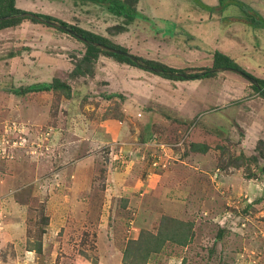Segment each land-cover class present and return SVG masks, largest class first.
<instances>
[{
  "label": "rangeland",
  "instance_id": "rangeland-1",
  "mask_svg": "<svg viewBox=\"0 0 264 264\" xmlns=\"http://www.w3.org/2000/svg\"><path fill=\"white\" fill-rule=\"evenodd\" d=\"M234 1L248 9L137 0L130 22L98 4H18L145 61L199 74L219 52L264 80V0ZM84 50L43 23L0 30V264H124L128 241L156 235L165 216L192 237L145 264H264V98L232 71L172 81L104 56L73 79ZM56 78L69 99L16 93Z\"/></svg>",
  "mask_w": 264,
  "mask_h": 264
},
{
  "label": "trees",
  "instance_id": "trees-1",
  "mask_svg": "<svg viewBox=\"0 0 264 264\" xmlns=\"http://www.w3.org/2000/svg\"><path fill=\"white\" fill-rule=\"evenodd\" d=\"M71 1L74 3H81V4L102 5L106 8V10L109 13H111L112 15L118 16V17H123L126 20V22L132 21L135 18V14L137 13L135 8L133 7V4H136L137 0H71ZM218 1H219L218 3L219 9L221 7V4H223L224 1L233 2L235 3V5L237 4L242 10L248 9L244 4L238 1H234V0H218ZM203 6H206V5H203ZM209 9H212L214 11L216 8H209ZM20 12H23V10L16 8V0H0V18L3 16H8V15H12V14L20 13ZM36 15L42 16L44 19L48 21H52V22L59 23L61 25L68 26L70 29L78 33L83 38L91 42L98 43L103 47H108L111 49H116V50L127 52L124 48L113 44L107 38H104L92 32L83 30L77 26L69 25L49 15H42V14H36ZM24 20H29L32 23L40 24V22L34 19H31V18H19V19H13V20L0 22V30L16 26ZM254 24L257 26L263 25L264 27V21H262L261 23H254ZM45 25L49 27V25L47 24ZM115 27H116L115 29L118 30L117 33L125 31V28L123 26L122 27L115 26ZM56 29L62 33H66L58 28ZM175 35H182L183 37H186L187 41H191L195 39L193 36H191L189 33H186L183 30L175 32ZM81 43L83 44L85 50L80 56V58H78L73 70L71 71V78L73 79H76L78 77H83V76L91 77L93 75L92 73L93 67L97 59L100 56L108 57L119 63H124L130 66L137 67L139 69L148 71L141 65L137 63H133L131 60H129L125 56L117 55L112 52H109L108 50H105L103 47H95L93 45L84 44L83 42ZM136 58L138 62L140 61L141 63H144V65L146 66L162 69L164 71V74H155V73H152L151 71H148V72L154 75H158L162 78L172 80V81L203 79V78H209V77L215 76V74H207V73L204 74L203 76H198V74H188L184 69H175V68L167 67L164 64L157 63L154 61H145L140 57H136ZM219 67L232 68V69L245 73L249 77L256 80L260 88L264 90V80L254 78L252 75L240 69L236 65L234 60L230 58L229 56H226L225 54H222L219 52H214L211 68H219ZM176 74H184L185 77L183 78ZM251 88L260 97L264 98L263 91L259 90L258 88L252 85H251ZM44 91H56V93L60 92L61 94H63L62 96L67 99L71 97V87L69 86L68 83L63 82L59 78L54 79L51 83H38V84L29 85L23 89H20L16 93H18V95H25L28 93L44 92ZM260 144L262 143L260 142ZM207 149H208V146L204 144L192 143L190 145V150L192 152L205 153ZM261 155H262L261 157L264 159V154H261ZM159 228L161 229L156 235L149 234V232H146V233L142 232L141 235L136 240L128 241L125 252L123 254V258H122L124 264H145V262L147 261V259L149 258L151 254L153 253L155 254L160 251L165 241H172L179 245H185L187 241L192 237V234H193L191 230L193 228L191 223L189 224H186L184 222L182 223V222L176 221L166 216L161 221ZM35 250L39 253L41 252L40 244L37 245V248Z\"/></svg>",
  "mask_w": 264,
  "mask_h": 264
},
{
  "label": "water",
  "instance_id": "water-1",
  "mask_svg": "<svg viewBox=\"0 0 264 264\" xmlns=\"http://www.w3.org/2000/svg\"><path fill=\"white\" fill-rule=\"evenodd\" d=\"M19 18H31V19H34V20H36V21H38L40 23L47 24V25L52 26L54 28H58V29H60V30H62L64 32H66L68 35L76 38L77 40H79L81 42H83L84 44L93 45L95 47H103V46H101L98 43H94V42H91V41L83 38L78 33L73 31L72 29H70L68 26L61 25V24L56 23V22L48 21V20L44 19L42 16H39V15H36V14H33V13H29V12H26V11H23V12H20V13H16V14H12V15H8V16H3V17L0 18V22L13 20V19H19ZM103 48L105 50H108L109 52L114 53V54L125 56L126 58L131 60L133 63L139 64L137 58L135 56L127 53V52H124V51H121V50H116V49H111V48H108V47H103ZM139 65H141V64H139ZM141 66L144 67L146 70L151 71L152 73L164 74V71L162 69H160V68H153V67L146 66V65H141ZM223 71H232L234 73L239 74L240 76L245 78L252 86L258 88L259 90L263 91V93H264V90H262L260 88V86L258 85L256 80H254L253 78L249 77L245 73H243L241 71H238V70H235V69H232V68H225V67L210 68V69H208V70H206L204 72L199 73L198 76H203L206 73L207 74H217V73H221ZM176 75L181 76L183 78L185 77L184 74H176Z\"/></svg>",
  "mask_w": 264,
  "mask_h": 264
},
{
  "label": "crops",
  "instance_id": "crops-1",
  "mask_svg": "<svg viewBox=\"0 0 264 264\" xmlns=\"http://www.w3.org/2000/svg\"><path fill=\"white\" fill-rule=\"evenodd\" d=\"M24 4V3H23ZM22 3L21 4H18V0H16V8H18V9H20V10H25V9H23L24 8V5H23ZM137 70V69H136ZM139 71V70H138ZM134 73L135 74H137V71H134ZM151 113H152V111H151ZM119 128V127H118ZM117 128V129H118ZM108 129V128H107ZM107 131L105 130V133H106ZM231 179V178H230ZM260 184L262 185L263 183L262 182H260ZM261 187H263V185L261 186Z\"/></svg>",
  "mask_w": 264,
  "mask_h": 264
},
{
  "label": "built area",
  "instance_id": "built-area-1",
  "mask_svg": "<svg viewBox=\"0 0 264 264\" xmlns=\"http://www.w3.org/2000/svg\"><path fill=\"white\" fill-rule=\"evenodd\" d=\"M153 165H155V164L153 163Z\"/></svg>",
  "mask_w": 264,
  "mask_h": 264
}]
</instances>
